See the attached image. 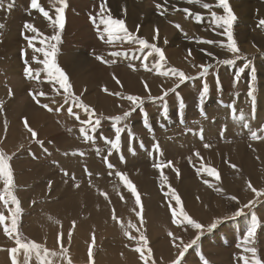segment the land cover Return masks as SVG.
<instances>
[{
	"label": "rangeland",
	"instance_id": "1",
	"mask_svg": "<svg viewBox=\"0 0 264 264\" xmlns=\"http://www.w3.org/2000/svg\"><path fill=\"white\" fill-rule=\"evenodd\" d=\"M5 1L6 0H4V2ZM19 2H21V5H19ZM201 2H207V3L215 5L217 3V0H201ZM38 3L45 10L49 11L50 17H52L53 19L55 18V15H56L55 9L61 6V4L59 3V0H38ZM67 4H68V7L65 10V17H66L65 28L63 30V33H61L62 42L57 46L58 52H57V57H56L58 66L66 73V75L68 74L66 69L73 70L77 66L79 69H82V68L84 69L83 73L88 72L89 69H94L95 73L97 75H100V74H103V70L105 66L107 67L111 62H113L117 66L122 63L131 64V65L134 64L135 67L137 68H138L137 65L139 64L143 65L142 64L143 57L147 55V53L150 51L149 49H144V53L139 54L137 53V51H139V46L137 44L119 42L115 45H112V44L105 43L103 40L99 38L100 33L103 32L104 26L100 24L99 30H98L97 27L90 20V16H97L100 10L101 0H67ZM229 4L234 14L237 17V20L234 22V26H233L234 39L236 40L240 51L245 56H247L248 59L251 61L250 68L254 67L256 70L257 91L255 95L257 99H256V104L254 107L251 105L250 98L247 96V92L249 91V82H250V68L246 69L245 72L242 74L241 79L238 82L234 83V77L238 71V68L243 66L246 63V61L238 60L235 66H227L223 64L216 65L217 59L219 60L231 59L232 54L228 52L227 50L214 51L215 49H218L217 47H220L221 42L227 43V41H226L225 36L223 35H219V37L217 36L218 35L217 33L222 32L223 30L214 28V26L209 21L210 12L208 10L203 9L200 6V4H189L187 0H164V2L163 0L161 1L154 0V6H153L154 14L152 17H149L148 18L149 21H147L148 29H151V31L141 33L139 31L137 32L136 29H132L133 25H131V23L135 22L133 21V18H136L134 16L136 14V11H135L136 5H134V0H107L106 8L111 10L110 14L113 18L123 19L125 21L126 27L129 29L130 32H132L135 35H138L139 38L147 37V39L149 40V43L155 44L157 47H160L163 50L166 62L163 63V68L157 70V72L167 71L171 68H176L180 71H183L186 75L195 78L194 80H189L181 84L179 88H175V86H172L171 88L164 90V91H168L172 88H175V91H168V95L165 97L166 102L167 101L169 102V103L167 102V106H168V118L167 119H165L164 116L162 115V108L160 106L161 105L160 101L152 102L148 100L147 97H144L145 102L143 105V110H145V112L147 113V123L150 125L153 131L150 132L148 128L145 127V116L144 114H139L141 110L137 109L124 122L127 125V130L124 133H122L120 150L119 151L112 150L111 155L122 154L121 152L123 150L124 142H126V145H129V146L139 145V144L143 145L145 139L151 138L153 141H155L154 144L158 142L159 148H161L165 146V142L163 141L169 140L166 138L162 140L159 139V138L166 136L167 135L166 132H169L168 133L169 136H179L180 138V136L183 137L193 132L200 133V131H197V129H200V127L204 129L208 125L215 124V123L216 125H219L224 120L233 119L232 108L225 107V105H234L236 109L237 117L242 111L244 115H246L248 112H251L252 118L256 119L257 112H258L257 109L259 107V99H260L259 94L261 90L264 89V49L263 48L261 49L260 46L262 45L260 44L261 41L259 40V39L264 40V29H261L260 27H258L259 20L264 19V0H229ZM157 5H161V7L158 8ZM20 9H21V12H20ZM132 9L133 11H131ZM184 9H189L190 11L194 13H198L204 19L202 21H196L193 16L187 15L183 11ZM130 11L134 15H130V17L128 18L127 14H130ZM212 11H216L217 14L219 15L224 14L222 9L216 8V7H213ZM10 12L15 14V20L12 21V23L10 24L11 30L21 29V69L15 70L16 73H18V75L15 77L14 80L12 78L10 79L8 78L6 70L4 71L0 69V86L2 85L3 89L7 86L8 87L9 86L10 87L21 86V90L23 89L25 90H24V93L19 96L12 97V95H10L6 101H3L0 95V104H2V107L6 106L10 112H13L12 118L11 116L9 118L7 130H0V150H3L8 156L12 157L10 161L11 166L14 171V187L12 189V192L20 200L21 208H22V214L18 220V230H17V233L13 235H20L21 238L24 240V242H36L35 240H33L31 235L29 234V233H32V230L29 228L31 226V221L33 220L32 216L33 214L38 212L40 209H42L44 206L45 207L47 206L46 209L47 210L49 209L48 211H51V212L54 211L55 207H53L52 205H54L53 203H55V197L51 194L52 192L53 194H55L58 191L57 188L56 189L49 188L46 192L45 187L44 188L41 187V184L43 185L44 182L42 181L41 177L39 176L37 177L36 171L50 168L52 165V161L50 159H44L42 163L39 161V164L41 166L37 164L36 162H33L32 159L35 158L36 154H34V152L32 151H29L28 154H26V152L28 151V148H30L29 144L28 146H25V147L22 146L21 150L14 149L15 144L13 140L15 139H13V137H16L17 135H19L21 133V130H27L24 126V123L20 122L21 113L24 114V112H21V106L28 105V103L38 104L33 99L34 95L39 99L40 105L47 104L50 108H53V111H54V112L48 111L47 109L42 107V112H46L48 117L51 119L47 121H43V123H41V126H43L44 128H49V129L52 128L53 130H57V131H61L62 129H64L65 127L64 123L67 121L66 119L67 117L63 115V113L61 112L59 108L56 109L57 107H60V106H58L57 103L55 102L59 101L61 103H65L66 94L64 93V90L62 91L57 90L56 91L57 93L56 92L46 93L44 91L42 92L40 90H37L39 89L41 85L40 82L43 76L46 74V72L43 70V64L38 63L37 61H42L44 57L42 53H34L33 49L29 47L28 41L25 40L24 38L25 34L29 36H34L36 34H33L30 31L25 33V29L23 26L26 22L33 23L34 27L37 28L38 33H40L41 36H49V37L56 34L58 29L54 30L49 19L45 18L42 15V13H40L38 10L31 8V0H15L14 7ZM19 13H21L20 19H18ZM71 13H74V14L79 13L81 14V17H83L84 15V17L81 18L82 22H79V24H78V21L71 22L72 20L70 19ZM105 15H108V13L106 12ZM124 15H126V20L124 18ZM97 24H99V18H97ZM176 25H180V27L178 28ZM160 26H162L161 29H160ZM157 29L161 30L158 32V35H157ZM40 38L41 37L38 36L37 39L33 41V44L35 45V47L44 46L38 42ZM105 39H107V36H105ZM10 40L12 42L13 38H11ZM201 40H213V41H216L217 43L216 44H205V43H200ZM209 48H211L213 52H209L208 51ZM189 49H191V55H189ZM167 50H169V53L172 55L173 57L172 60L169 57L170 54L167 52ZM114 51L127 52L128 55L126 57L124 56L113 57L110 55V53ZM22 53H26V56L22 55ZM64 53H67V54L62 64L60 62L61 60L60 55L62 57ZM208 53H212V55L209 56ZM153 55H151L150 57L153 56L157 58L156 60L159 61L158 55L155 54L154 52H153ZM180 55H187V60L189 61V65L191 67L197 68L195 74H192L191 72H186L185 70L181 69L182 67H178L175 61L178 56L180 57ZM137 56L141 57V60L139 63L137 61L136 62L134 61V59ZM97 57H102L103 60L106 61V63L108 64H106L105 62H102L100 59H97ZM3 59L4 57L2 58V60ZM25 59H27L29 66H31L33 69V72H34L33 79H28L27 76L25 75V70H26ZM113 60H115L116 63ZM4 61H6V59H4ZM177 61H179L181 66H183V60L181 59V57H180V60H177ZM146 62L149 65V68H151V66L154 64V63H151L152 61H150L149 57ZM1 63L2 61H0V64ZM207 64H213L216 66L210 70V73L206 78V82L209 85L210 92H209V95L203 101V103L201 104L199 96L193 100L192 104H190L191 106L189 105L190 107L184 102H183V105L181 106L178 100L177 101L173 100L174 102L171 103L172 98L176 99L178 98V96L179 98H181V94H180L181 88H183L186 85H195L197 84L196 82H198L200 89L202 90V84L204 82V78L199 76V73L202 71V69L199 66L207 65ZM151 70L153 69L151 68ZM35 73H39V75L36 76ZM86 74H90V73H86ZM217 74H218L219 83L221 82V84L224 83L221 80L225 79L226 74H228V76L226 77H229L231 81V83L228 86V89L231 88L233 84V87L230 89V92H233L234 94L233 101L227 100V98L229 97L232 98V96H229V93L228 95H226L227 93L222 91V89H224L222 85L219 91L217 90V88L219 87H217L216 85L214 87V84L217 83ZM69 79H70V76H69ZM83 83H84V86H87L88 84L87 81H84ZM3 84H6L7 86ZM70 84L71 86H73L71 82ZM91 86L96 89L92 91L90 95H93V93L96 91L97 93H100V91H102V86L98 84H95L94 86L91 85ZM72 91H73V87H72ZM164 91L156 96L163 95ZM40 93H43L44 95L40 96L39 95ZM74 94L82 100L81 94H78L75 92ZM23 95H25V97ZM119 97H120V101H122L123 99L122 96H117L116 99ZM241 98L243 99L241 100ZM52 99L55 100L54 103L51 102ZM84 103L90 106V108L94 110L95 116L93 117V119H95L96 117H99L101 120V124L99 128L94 133L95 141H97V139H100L101 142L105 144V141L104 139H102V136L108 139H114L115 133H114L112 121L110 118H113L117 115H123L124 111L119 112V113L115 112L111 114L110 113L100 114L96 111V107L94 105L88 104L86 102ZM66 104H71V100H69L68 103ZM131 107L128 108L127 110H130ZM201 107L203 109L204 115L201 114ZM3 109L5 108H0V114L3 113L2 112ZM181 112L183 113V123H181V116H180ZM58 113H60V115ZM83 113L84 115L86 114L84 111ZM85 116L87 117L88 114H86ZM17 120L18 121L20 120V121L18 122ZM157 122L158 124L154 125V123H157ZM29 126L31 127L32 125H29ZM225 126L227 129L228 128L227 124H223L221 128L223 129L225 128ZM61 127L63 128L61 129ZM241 127L243 128V125H241ZM244 129L248 130V128H245V127ZM16 132H17V135L15 134ZM89 134L92 135L93 133H89ZM132 137H134V139H132ZM157 137H159L158 140H157ZM1 141H3V143H1ZM17 141L18 140H15V142ZM35 143H36V140L34 141V144ZM83 143L85 144L82 145V148H79L80 144L75 145L73 147L66 146L64 148V150L65 149L66 150L63 152L68 153V155H72L71 153L73 152L83 153L91 149V145H90L91 142L85 141ZM47 147L52 150L50 146H47ZM20 153H21V157H20ZM43 153H44L43 155H47V156L50 155V151L47 148H43ZM155 153L158 154V152H155ZM196 153L197 152L193 153L195 158L197 157ZM227 159L221 160V162L224 161L223 165H225L226 162L229 163ZM201 160H204V158L199 159V161ZM151 161H153V159H151ZM230 162H232V160ZM53 164L56 165L55 160L53 161ZM223 165L222 167H225ZM235 165L236 167H238L239 171L233 170L234 169L233 167L226 165L227 170L224 171V174L229 179V184L227 185V183H225L227 187L222 186V187H225L224 191L218 192L216 190H213L215 193L214 196L217 195L216 197L219 199V201L215 200V198L213 199L212 197L205 198V199L199 198V203L203 207L207 206V208L208 207L211 208V206H213V209L215 208L214 213H213L215 214V217L213 218L211 223L217 222V227L210 232L205 230L204 235L201 237L199 241H197V244L193 245V247L190 248L189 251L185 254L183 264H204L205 260L208 261V264H228L229 262L226 261V259L228 260L227 251H229L231 255L234 254L233 251H236L239 254L242 253L241 248L237 247V245H240L242 243L243 237L246 235L248 228L251 226L253 215L257 217L258 229H257V233L255 236L254 244H251L249 246L255 247L257 249L258 256L262 260H264V222L262 220L261 215L258 212V207L264 204V198H261L253 206V208L245 209L244 213L241 216L233 215L234 212L239 210L240 205H237L236 202L229 199V197L234 196L235 192L240 193L242 195L239 197V198H242V200L240 201L241 204L247 203V201L252 198V196L250 197L248 194L244 192V190L245 189L248 190V188H247V183L242 180L243 175H244L243 162L241 160H235ZM263 167L264 166H261L260 170L263 169ZM70 179L73 182H75V184H77V181L73 180L72 176H70ZM263 184H261L260 187L261 186L264 187ZM3 190H4L3 181L0 180V193H2ZM71 196H76V193L73 192ZM224 202H225V205H223ZM11 209H14V205H11V204L4 205L3 201H0V214L5 215L6 217L5 224L0 225V257L5 252L6 255L10 259H11L10 249L12 247H16V245H15L14 239L8 236L4 232V227L5 225L10 226V223H11V211L10 210ZM95 209L96 208L94 207H90L89 211L95 210ZM63 214H66V213L63 211L61 212V216ZM52 215L55 216L53 212H52ZM82 215H81V218L83 219L84 217L83 220L88 222L87 215L86 214H82ZM61 216L59 218L60 221H58L59 223H64V224L70 223L73 225V222H74L73 218L70 219V217H67V218L64 217L66 221L64 222L61 220L62 218ZM140 220L141 219H139L138 214H136V219L134 222L135 225L137 224L139 225V227L143 225L146 228L145 232L148 229L150 234L154 235L153 236L154 240L152 242L150 241L147 233L142 232L147 237L148 248L151 249V259L154 257L153 247L155 244L158 247H164V249L172 247L168 251V254H169L168 258L165 255H162L159 258V261L157 260L158 262L154 260L155 264H171L172 260L174 259V258L173 259L171 258L176 255V249L173 247L172 237L169 236V233L171 232L174 234V232L177 230L176 227L178 225H176L177 224L176 221L175 222L174 220L152 221L153 223L151 224L153 225V227L150 229L147 227L146 223L142 224ZM89 223L93 224L92 221H89ZM211 223L210 222L209 224L207 223L205 225V229H207V227ZM239 226H243L242 232H238L239 229L237 227ZM75 227L79 228L78 226H75ZM80 229L81 227L79 228V230ZM189 229L190 227L188 228L187 231H189ZM94 230L95 229H92L91 232H88L83 229L82 233L89 235V233H94ZM129 232H131L132 234L136 233L137 229L130 228L127 231L121 232L118 229H115L105 224V226L103 227V230L102 229L99 230L98 236L103 234V237L106 239L108 238L118 239L119 238L120 240V238L122 237L124 238L125 235L127 237V234ZM193 232H194L193 235H189V236L185 235L182 238L184 243H189L192 239L195 238L196 230L193 229ZM64 233L66 232L59 231L56 236L52 235V238L49 239L51 242L50 243L48 242L49 244L46 246H44L42 243L37 242L41 244L43 248H47L50 253H55V255L45 257L50 262V264H55L54 262H58L57 264H75V261L73 260V258L78 259L79 264H96L97 263L95 255L100 250V245L97 244L95 245L93 249H91L90 247L91 239L93 238H90L88 242L86 241L85 243L82 242L83 245H81L82 243L80 241H79L80 243L77 242L78 243L77 247H79V249L77 250L78 252L76 250H74L73 252V250H70L69 248L59 243V241L64 240V238L61 237ZM140 235H133L132 238L137 239L138 236L140 237ZM131 236L132 235H130V237ZM185 237L187 238V241ZM52 241H55L56 244L52 245L53 244ZM139 245L142 246V243H139ZM131 247L133 246L127 245L125 243H121L119 245V248L121 249V251H116L114 255L112 254L111 256H109L110 258L108 256L106 258L108 260H112L113 264H118L115 261V259L118 260L121 264H125V263L128 264V262L129 264H137V262L130 261V259L128 258L129 256L125 254V252H129L132 250ZM218 248L222 250L223 252L220 255L216 254V256L218 257L221 256L222 258L220 257L218 259V262H216L215 259L213 261L212 260L209 261L210 259H208L206 255H208L209 257L210 254L218 253V252H215V251H218ZM207 250L208 251L211 250L212 253L208 252ZM190 251H194V254L191 255L193 262H187V256L189 255ZM89 252H91V255H89ZM242 254H245V253H242ZM247 255L250 256L251 254L248 253ZM145 256L147 257V250L145 252ZM213 257H215V255ZM17 259H19L20 264H25V254L23 250L17 253ZM34 260L37 261L35 254L33 253L31 258L26 262V264H31ZM230 264H240V263L239 261L237 262L234 259Z\"/></svg>",
	"mask_w": 264,
	"mask_h": 264
},
{
	"label": "bare ground",
	"instance_id": "2",
	"mask_svg": "<svg viewBox=\"0 0 264 264\" xmlns=\"http://www.w3.org/2000/svg\"><path fill=\"white\" fill-rule=\"evenodd\" d=\"M70 15L73 14L71 13ZM79 17L81 19V15ZM71 19H74V17L71 16ZM79 22L80 21H78V24ZM135 24L136 22L131 23V25ZM161 28L162 26H160V29ZM148 31L150 32L151 29L147 28L145 30V32ZM259 40L261 41V43H259L263 46H260L261 49H264V40ZM217 48L218 49H215L214 51L227 50L223 47ZM208 51L213 52L211 48H209ZM167 52L169 53V50H167ZM66 54L67 53H64L62 57L60 55V62L62 64L63 60L66 58ZM153 56H149L150 61H152L151 63L158 61L156 60L157 58ZM169 57L172 60L173 57L171 54ZM180 57L183 60V66H181L179 61H177L180 60ZM180 57L178 56L175 61L178 67H182L181 69L185 70L186 72L195 74L197 68L191 67L189 65L187 55H180ZM136 58L134 61L139 63L140 59ZM165 62L166 61L162 63ZM114 65L115 64L111 62L107 67L105 66L103 74L100 75H97L94 69H89V71L86 72L90 74L83 73L84 69H79L78 66L76 67V65V68L73 70L66 69L67 73L69 74H67L68 77L70 76L69 80L73 84V91L75 93L81 94L82 100L84 102L94 105L96 107V111L100 114H111L115 112L119 113L126 111L132 106L131 102L127 101L126 99H122V101H120V97L116 99L117 96L136 95L143 98L148 97L149 94H151V96H156L164 90L171 88L177 82L176 77L174 76L170 75L165 77L158 75L157 69H155L153 65L151 66L153 70H144L143 66L139 64L137 65L138 68L136 67V71L132 70V68L129 66L130 64L122 63L118 66ZM114 75L117 79H119L120 84L116 83V80L113 78ZM226 76H228V74H226ZM226 76L222 82H224L226 85H229L231 81L230 78ZM84 81L88 82L87 86H84ZM145 82L148 85V89H145L144 87ZM40 83L41 85L37 90H41L42 92L44 91L46 93H54L57 90H63L59 88L58 84L54 85L52 82H49L46 75L43 76ZM196 83L197 84L195 85H187L186 88H184V91H186L190 97L195 96L199 91L201 92L198 82ZM95 84L102 86V91H100V93H97L96 91L93 93V95H90V93L96 89L91 85L94 86ZM105 88L108 90L107 92L104 91ZM259 96V107L257 109L258 112L256 119H253L252 113L248 112L245 115L244 121H241L238 118L227 119L219 125H216L215 123L206 126L204 129L200 127V129H197V131H200L201 129L204 130L203 139L200 138L199 132L195 134H193V132L183 137L180 136V138L179 136H169V132H166V136L162 138L157 137V140L158 138L160 140L164 138L169 139L164 140L163 142H165V146L159 148L162 151V154H156L153 151L155 141L149 138L144 140L143 147H141L140 144L129 146L126 145V142H124L123 150L121 152L122 154H113L110 156L107 153L110 147L101 142L100 139H97L95 144L92 142L90 143L91 149L83 152L85 154L84 156L65 155L63 151L66 150H64L66 146L73 147L80 144L79 148H82V145L85 144L83 143L85 141L82 135L79 134V127L82 125L75 118V116L68 114L67 109L69 106H71L70 104L61 103L59 101L55 102L58 106H60L56 109L59 108L63 115L67 117V121L64 123L65 127L63 126L64 129L61 127V131L53 130L52 128L51 130L41 126L43 121L51 119L48 117L46 112H42V107L31 103L24 105L26 111H23L24 114H21V121H19L24 123L25 119H27L28 125H32V129L37 133L36 139L41 140L43 143L41 145L37 143L34 144L35 139L31 137V134L28 133L27 130H21V133L18 131L20 133L19 135H17L16 132L15 134L17 136L13 137V139L18 140L17 142L13 140L15 144L14 149L21 150V146L25 147L29 144L30 148H28L26 154H28L29 151H32L34 154H36L35 158L32 159L33 162L39 164V161L42 163L44 159H50L52 161L51 167L48 169L38 170L36 171V174L37 177L39 176L42 178L44 183L43 185L41 184V187H45L46 192L49 189V183H51L50 188L58 189L57 192L55 191V194H53V192L51 194L55 197V203L52 205L55 207V210L52 211L55 216L52 215L51 211H48L49 209H46L47 206H44L38 212L33 214V220L31 221V226L29 227L32 230V233L29 234L33 240L36 241V243L39 242L46 246L51 242L49 239L52 238V235L56 236L59 231H64L66 233L61 236L64 238V240L59 241V243L70 250H73V252L74 250L77 251L79 249V247H77V242L80 241L81 243H85V241L88 242L90 238L94 237V242L93 239H91V249H93L97 244L100 245V250L97 253L98 255H95L97 262L96 264H113L112 260H108L106 257H109L112 254L114 255L116 251H121L119 245L121 243H125L127 245L133 246L131 247V251L125 252V254L129 256L128 258L130 261L137 262V264H144V261L140 258V254L134 250L136 247L141 246L137 243L139 236L137 239L128 238L130 235L133 237V235H140L142 232H144L147 233L150 241L153 242L154 235L150 234L148 229L145 232L146 228L143 225L139 227V225L136 224V227L133 229H137V232L133 234L129 232L127 237L125 235L124 238L122 237L120 240L119 238L106 239L103 237V234L98 236L99 230H103V227L105 224H107L121 232H124L125 230L127 231L131 228L128 227L130 223L135 225L134 222L136 219V214H138L139 219H143L142 224L146 223L147 227L150 229L153 227L151 224L153 223L152 221L175 220L177 223L176 225H180L182 222V217L180 216L181 207H183L192 218L196 219L204 226L207 223L209 224V222L211 223L215 217V214H213L215 208L213 209V206H211V208L208 207L209 209L207 206L203 207L199 203V199H197V197L201 199L212 197L213 199L215 198V200L219 201V199L216 197L217 195L214 196L215 193L213 190L219 187L222 189V191H224L225 187L222 186L227 187L229 184V179L224 174V171L227 170L226 165H229L230 167L231 165H235V160H241L243 162L244 175L242 180L246 183L251 181L254 187L260 188V185L264 183V167L261 169L262 171L260 170V167L264 166V139L252 140L249 128L246 130L244 127H241V125L247 123L250 125L252 130L258 131L259 129L264 128V89L261 90ZM242 99L243 98H241V100ZM54 101L55 100L52 99L51 102L54 103ZM2 112L3 113L0 115V130H7L9 118L10 116L12 118L13 114H11L9 111L7 112L6 110ZM73 112L78 113L81 120L89 119L88 116H85L86 114L84 115L82 109L78 107H73ZM60 113L58 114L60 115ZM157 124L158 122L154 123V125ZM223 124H227L228 128L226 131L222 132L221 126H223ZM258 135L264 134L258 131ZM1 143H3V141H1ZM206 143L209 144L210 147L206 148L204 146ZM47 146H50L52 150ZM43 148H47L50 151L49 156L43 155ZM96 148L101 150L100 155H98L95 151ZM133 148L135 149V154H132L131 149ZM195 152L199 153L196 158L193 154ZM105 156L108 157L109 162L115 165L114 169L110 170L107 168L103 159ZM121 156L124 158V163H121ZM202 158H204V160L199 161V159ZM151 159H153V161H151ZM223 159H227L229 163L226 162V164L223 165L224 161L221 162ZM54 160L56 161V165L53 164ZM231 160L232 162H230ZM161 161L165 163L168 161L171 162L170 165L163 168V175L167 176V182L163 185L161 184V170L154 167V164L160 163ZM222 165L225 167H222ZM208 168L218 170L220 176L219 181H217L214 176L208 175L206 171ZM85 169H87V171H85ZM233 170L239 171L238 167L234 168ZM65 172H67L68 175H64ZM117 172L126 174L129 180L136 187L137 193L141 197V203L139 205L136 204L135 196L127 189L123 181L120 180L119 176L116 174ZM70 176L73 177V180L77 181L79 187L74 186L77 184H75V182L70 179ZM205 181H208V183H205ZM225 183H227V185ZM209 184L212 186L209 187ZM170 190H174L180 197V204L176 203L175 198L171 196ZM73 192L76 193V196H71ZM244 192L250 197L252 196L249 190L245 189ZM166 193L167 195H165ZM234 196H236L240 201L242 200V198H239L242 196L240 193L235 192ZM121 197H123V199H121ZM223 205H225V202ZM90 207H94L96 209L89 211ZM173 209L177 213L175 218L172 216ZM113 210H115V220L113 219ZM63 211L66 214L61 216V212ZM258 212L264 222V204L258 207ZM82 214L87 215L88 222L83 220L84 217L83 219L81 218ZM60 216L62 217L61 220L64 222H66L64 217H70V219L73 218L75 226H78L79 228L81 227V229L79 230V228L73 227V225L70 223H59L58 221H60ZM89 221H92L93 224L89 223ZM121 224H123L124 227H121ZM176 228L177 230L174 232V235L179 238H183L185 235H193L195 232H193L192 228H190L189 231H185L184 228L180 226H177ZM237 228L239 229L238 232H242L243 226H239ZM83 229L88 232H91L92 229L95 230L94 233H89L88 235L82 233ZM70 232L71 237L69 238ZM185 239L187 241L186 237ZM52 242V245L56 244L55 241ZM81 245H83V243ZM171 248L164 249V247H158L155 244L153 247L154 257L152 259L151 257L148 258V264H152L153 260L159 261V258L162 255H165L168 258V251ZM208 252H211V250ZM215 252L218 253L210 254L209 257L206 255V257L210 259L209 261H213L215 259V261L218 262V259L221 256L218 257L216 254L220 255L223 251L218 248V251ZM233 252L234 254L231 255V253L227 251L228 260L226 259V261L229 262L228 264H230L234 259L242 264L240 257L247 254H242L243 252L240 254L236 251ZM193 254L194 251H190L189 255L187 256V262H193L191 256ZM214 255L215 257H213ZM173 258H175V256L171 259ZM73 260L75 261V264H79L78 259L73 258ZM17 261L20 264L19 259H17ZM115 261L118 264H121L118 260L115 259ZM54 263L57 264L58 262ZM0 264H12V260L6 255L5 252L0 257ZM31 264H39V261L34 260Z\"/></svg>",
	"mask_w": 264,
	"mask_h": 264
},
{
	"label": "snow or ice",
	"instance_id": "3",
	"mask_svg": "<svg viewBox=\"0 0 264 264\" xmlns=\"http://www.w3.org/2000/svg\"><path fill=\"white\" fill-rule=\"evenodd\" d=\"M106 2L107 0H101L100 10L97 16H90V20L92 23L97 27L99 30L100 24L104 26L103 32L100 33L99 38L103 40L105 43L115 45L119 42H127L130 44H137L139 46V51L143 52L144 49H149L150 51L143 57L142 64L145 70H151L149 68V65L147 64L148 57L153 55V52L158 55L159 61L154 62L153 67L157 70L161 69L163 67V63L165 61V55L163 50L160 47H157L155 44L149 43L146 39L139 38L138 35L133 34L129 31V29L126 27L125 21L123 19H115L111 16L110 9L106 8ZM189 4H200V6L208 10L210 12L209 21L214 26L215 29H222V32H218V35H223L226 38L227 43L221 42L220 47L226 48L228 52L232 54L231 59H225V60H216V65H227V66H235L236 62L238 60H244L246 63L238 68V71L234 77V83L238 82L241 79L242 74L245 72L246 69L250 68L251 61L248 59L247 56H245L239 49L236 40L234 39L233 34V26L234 22L237 20L236 15L234 14L230 4L229 0H217V3L215 5L207 3V2H201V0H187ZM59 3L61 4L60 7H57L55 9V18L53 19L50 17L49 11L45 10L41 5L38 3V0H31V8L38 10L42 15L49 19L53 29H58L56 34L52 36H41L40 33H38V30L36 27H34L33 23L26 22L24 24L25 33L31 32L33 34H36L34 36H29L25 34L24 38L28 41L29 47L33 49L34 53H42L44 59L42 61H37L38 63L43 64V70L46 72V76L48 78L49 82H52L54 85L58 84L59 88L64 90L65 95V103H68L69 100H71V106L68 107L67 111L68 114L71 116H75V118L79 121V123L82 125L80 127L79 132L83 136L84 141L86 142H92L95 144V136L94 133L97 131L101 124V120L99 117L95 116V112L90 106L85 104L78 96L74 94L72 91V86L69 81V77L66 75V73L58 66L56 57L58 48L57 46L62 42V36L61 33H63V30L65 28L66 23V17H65V10L68 7L67 0H59ZM15 4V0H10L9 3L6 5V11L10 12ZM157 7H161V5H157ZM213 7L220 8L223 10V15L217 14L216 11H212ZM5 4L4 0H0V9H4ZM187 15L193 16L196 21H202L204 18L198 14L190 11L189 9L183 10ZM108 13V15H105V13ZM97 18H99V24H97ZM178 28L180 25H176ZM4 25L0 24V28H3ZM258 27L261 29H264V19H260L258 22ZM139 26H137V32H138ZM159 30L157 29V35ZM105 33L107 36V39H105ZM40 36L39 43L41 45H44L42 47H35L33 44V41L37 39V37ZM54 42V43H52ZM166 42V41H165ZM200 43L205 44H216V41L213 40H201ZM22 55L26 56V53H22ZM113 57H126L128 55L127 52H119L114 51L110 53ZM189 55H191V49H189ZM209 56L212 55V53H208ZM135 58V57H133ZM97 59H100L102 62H105L102 57H97ZM215 59V57H214ZM25 75L28 79L34 78V72L31 66H29L27 59H25ZM216 65L213 64H207V65H200L199 67L202 69V71L199 73L200 77L204 78V82L202 84V90L199 93V99L201 101V104L205 100V98L209 95L210 89L209 85L206 82V78L210 73V70L213 69ZM133 71H136L135 65H129ZM158 75H162L165 77L168 76H174L176 77V84L175 88H179L181 84L185 83L189 80H194V77L186 75L183 71H180L176 68H171L167 71H158ZM36 76L39 75V73H35ZM113 78L116 80L117 84H120L119 79L113 76ZM256 82H257V76H256V70L254 67L250 68V82H249V91L247 92V96L250 98L251 105L254 107L256 104ZM217 83H219L218 80V74H217ZM145 89H148V85L145 82L144 84ZM175 88H172L168 91H175ZM11 91V90H9ZM105 92L108 90L105 88ZM168 91H164L163 95L161 96H149L147 97L148 100L152 102L160 101L161 102V108H162V115L165 119L168 118V106L167 102L165 100V97L168 95ZM113 94V93H109ZM40 95H44L43 93H40ZM120 95V94H116ZM123 99H126L127 101L131 102V109L124 111L123 115H117L113 118H110L113 125V130L115 133L114 139H108L106 137L102 136V139H104L105 144L110 146V150L108 152V155H111L112 150L119 151L121 148V136L122 133H124L127 130V125L124 123L133 112H135L137 109H140L143 111V105L145 102L144 98H141L136 95H126L122 96ZM33 99L39 104V99L34 95ZM178 102L182 106L183 100L182 98L178 97ZM41 107L47 109L48 111H53L52 108H50L47 104H41ZM73 107H78L82 109L86 114H88L89 119L87 120H81L78 113L73 112ZM225 107H231L232 113H233V119H239L241 121L245 120V115L241 111L239 116H236V109L234 105H225ZM0 108H2V104H0ZM201 114L204 115L203 109L201 107ZM145 116V127L148 128L150 132L153 131V129L150 127V125L147 123V113L144 112ZM181 116V123H183V113H180ZM123 125V126H121ZM24 126L27 129L28 133L31 134V137L36 140L37 144H42L43 142L39 139H36L37 133L28 125L27 119L24 121ZM243 127L249 128L250 130V136L252 140H260L264 139V135H258V131L262 134H264V128L257 130H252L250 128V125L245 123L243 124ZM225 128L222 129L223 131H226ZM89 133H93L90 135ZM195 134V133H193ZM200 138L203 139V130H200ZM134 139V137H132ZM206 148L210 147L209 144L204 145ZM22 147V146H21ZM141 147L143 145L141 144ZM95 151L98 155L101 154V150L99 148H96ZM132 154H135V149H131ZM154 152H158L162 154V151L159 149L158 142L153 147ZM72 155H80L84 156L85 154L82 152H73ZM65 155H68V153H65ZM196 155H199V153H196ZM12 157L8 156L3 150H0V180L3 181L4 190L2 193H0V201H3L4 205H14V209H11V223L10 226L5 225L4 232L14 239L16 247H12L10 249L11 252V260L12 264H18L17 261V253L23 250L25 254V264L26 262L31 258L32 254H35V257L37 261H39V264H50V262L45 258L51 255H55V253H50L47 248H43L41 244L36 242H24V240L21 238L20 235H13L17 233L18 230V220L19 217L22 214V208H21V202L18 199V197L13 194L12 189L14 187V171L11 166ZM104 162L106 163V166L108 169H114L115 165H113L111 162L108 161V157L105 156ZM124 158L121 156V163H124ZM171 162L168 161L167 163L161 161L160 163L154 164V167L161 170V184L167 182V176L163 175V168L170 165ZM231 167L236 168V165H231ZM87 171V169H85ZM208 175L214 176L217 181L220 180L219 173L213 169L208 168L207 170ZM120 180L123 181L127 189L135 196L136 204L139 205L141 203V197L137 193L136 187L133 185V183L129 180L128 176L122 172L116 173ZM178 174V173H177ZM64 175H68L67 172L64 173ZM90 175V173H89ZM205 183H208V181H205ZM79 187V185H76ZM212 185L209 184V187ZM51 187V183H49V188ZM247 188L249 192L252 194V198L247 201V203L241 204L240 200L236 196H231L229 199L236 202L237 205H240L239 210L234 212V216H241L244 213L245 209H251L253 206L261 199L264 198V187H254L252 182L249 181L247 183ZM216 191H222L221 188L217 187L215 189ZM171 191V196L175 198L176 203L180 204L181 199L177 195V193L174 190ZM167 195V193L165 194ZM123 199V197H121ZM199 199V197H197ZM172 216L175 218L177 216L176 211L173 209ZM180 216L182 217V222L180 227L184 228L185 231L188 230V228H192L196 230L195 238L192 239L189 243H184L182 238H179L175 236L173 233H169V236L172 237L173 247L176 249V255L175 258L172 260L171 264H183L185 254L189 251L190 248L193 247V245L197 244V241L201 239V237L204 235L205 230L212 231L217 227V222L211 223L207 229H205V226L198 222L196 219L192 218L183 207L180 208ZM113 219H116L115 216V210H113ZM6 221V217L3 214H0V225H4ZM175 222V220H174ZM141 223H143V219L141 218ZM73 227H75V222H73ZM121 227H124L123 224H121ZM128 227L135 228L136 225L129 224ZM258 229V220L256 216H252V223L251 226L248 228L246 235L242 239V243L240 245H237V247L241 248L242 252L245 254L250 253L251 255H242L240 259L242 260V264H264V260H262L258 254L257 249L255 247L249 246L251 244H254L255 242V236ZM126 231V230H125ZM71 237V232L69 233V238ZM130 239H133L132 237H129ZM94 242V237H93ZM142 246L136 247L134 250L140 254L141 260L144 261V264H148V258L151 257V249L148 248V240L147 237L141 233L139 240L137 243H141ZM147 250V257L145 256V252ZM89 255H91V252H89ZM152 264H155V261H152ZM204 264H208V261L205 260Z\"/></svg>",
	"mask_w": 264,
	"mask_h": 264
},
{
	"label": "crops",
	"instance_id": "4",
	"mask_svg": "<svg viewBox=\"0 0 264 264\" xmlns=\"http://www.w3.org/2000/svg\"><path fill=\"white\" fill-rule=\"evenodd\" d=\"M7 3H9V0H6L4 2L5 8L0 9V24L4 25L3 28H0V48H1V50H0V61H2V63L0 64V69H2L4 71L6 70L8 78L9 79L12 78L14 80L15 77L18 75V73H16L15 70L21 69V29L11 30L10 24L12 23V21L15 20V14L6 11ZM19 5H21V2H19ZM134 5H136V9H135L136 14L134 15L131 13V11H133V9H132L130 11V14H127V17L129 18L130 15H134L136 18H133V21H135L136 24L132 26V29L137 30V26H139L138 31L141 33H144L145 32L144 30H146L148 28V26H147V21H149L148 18L152 17L154 14V8H153L154 0H134ZM20 12H21V9H20ZM72 14L73 15H71V16H73L74 19H72L71 22H74V21H80L81 22V19L79 17L81 14H78V13L77 14L72 13ZM18 16H19L18 19H20L21 13H19ZM83 17H84V15H83ZM83 17H81V18H83ZM124 18L126 20V15H124ZM70 19H71V17H70ZM217 36L219 37V35H217ZM11 38H13L12 42L10 40ZM141 38L146 39L149 42L147 37L146 38L141 37ZM137 53L142 54V53H144V50H143V52L137 51ZM3 57H4V59H6V61H4V59L2 60ZM136 59L141 60V57L137 56ZM3 85L7 86L6 84H3ZM215 85L217 87H219V88H217L218 91L222 85L224 87V89H222V91L227 93L226 95H228V93H229V96H232V98L229 97V98H227V100L233 101V98H234L233 95L234 94H233V92H230V89L233 87V84H232L231 88H229V89H228L229 85H226L225 83L221 84V82H220V83H216ZM186 86L181 88L182 89L181 91L183 93L181 92L180 94H181L182 100L184 99L183 102L186 103L187 105H190V104H192L193 100L199 96L200 91L194 97H190L189 94H187V92L184 91V88H186ZM9 90H11V91H9ZM24 90L25 89L21 90V86H12V87L7 86L3 89V86L1 85L0 86V95H1L2 100L6 101L10 95H12V97L19 96V95L24 93ZM23 96L25 97V95H23ZM185 98H186V100H185ZM173 100H175V98L171 99V101H172L171 103L174 102ZM177 100H178V98H176V101ZM35 105L40 106V104H35ZM2 108H5V109H3V111H5V110L7 112L9 111V109L6 106H3ZM23 111H26L24 105L21 106V112H23ZM144 112H145V110L141 111L139 114H144ZM10 113L13 114V112H10ZM28 117H30V116H28ZM30 118H32V117H30Z\"/></svg>",
	"mask_w": 264,
	"mask_h": 264
}]
</instances>
